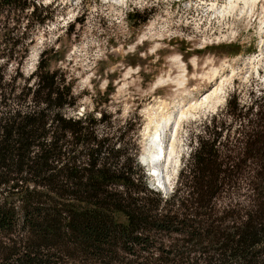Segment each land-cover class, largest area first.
Here are the masks:
<instances>
[{
    "label": "trees",
    "instance_id": "obj_1",
    "mask_svg": "<svg viewBox=\"0 0 264 264\" xmlns=\"http://www.w3.org/2000/svg\"><path fill=\"white\" fill-rule=\"evenodd\" d=\"M48 18L0 0V22ZM31 79L5 91L0 78V264H264V103H229L234 134L210 117L163 199L130 129L112 135L103 110L67 115L77 99L46 60Z\"/></svg>",
    "mask_w": 264,
    "mask_h": 264
},
{
    "label": "rangeland",
    "instance_id": "obj_2",
    "mask_svg": "<svg viewBox=\"0 0 264 264\" xmlns=\"http://www.w3.org/2000/svg\"><path fill=\"white\" fill-rule=\"evenodd\" d=\"M35 1L49 16L44 25L0 22L5 91L33 85L28 80L46 60L77 99L67 115L96 110L99 118L106 111L112 135L131 130L138 157L159 133L164 159L148 168L158 167L160 178L140 166L148 188L163 199L177 187L210 117L225 121L223 135L234 134L242 129L228 118L229 103H264V0ZM239 200L223 196L217 203Z\"/></svg>",
    "mask_w": 264,
    "mask_h": 264
},
{
    "label": "bare ground",
    "instance_id": "obj_3",
    "mask_svg": "<svg viewBox=\"0 0 264 264\" xmlns=\"http://www.w3.org/2000/svg\"><path fill=\"white\" fill-rule=\"evenodd\" d=\"M119 2L122 3V0H116L115 4H117V3L119 4ZM219 92L220 91H213L211 94L212 95H217ZM208 99H209V96H205L204 99H203V101H207ZM169 124H170V120L165 121V126H169ZM159 138H160V134L156 132L155 133V136L147 143L146 149L143 150V154L141 155V157H142L141 160L143 162H149V164L152 163V165H154L156 162H154V161L152 162L149 159V157L151 156V154H153V158L159 157V158H163L164 159V153L162 151L160 152V147H159V142H158L160 140ZM156 151L158 152L157 153L158 155H155L154 156V154H156ZM161 155L163 157H161ZM156 160H158V159H156ZM162 162H163V160L160 159V161H159L158 164L161 163L160 165H162ZM149 166L150 165H147V169H149L148 168ZM157 170H158V167L155 166L154 167V173H153V171H151L152 174H153V177L158 175ZM158 176L160 178L161 175H158ZM161 180L162 181L158 180V182H159V186L158 187H159V189L162 188L164 190L165 189V180L163 179V177L161 178Z\"/></svg>",
    "mask_w": 264,
    "mask_h": 264
}]
</instances>
